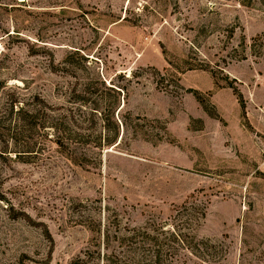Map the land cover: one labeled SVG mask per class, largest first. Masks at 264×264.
I'll use <instances>...</instances> for the list:
<instances>
[{"label":"rangeland","instance_id":"obj_1","mask_svg":"<svg viewBox=\"0 0 264 264\" xmlns=\"http://www.w3.org/2000/svg\"><path fill=\"white\" fill-rule=\"evenodd\" d=\"M172 224L161 264H264V0H0V264Z\"/></svg>","mask_w":264,"mask_h":264},{"label":"trees","instance_id":"obj_2","mask_svg":"<svg viewBox=\"0 0 264 264\" xmlns=\"http://www.w3.org/2000/svg\"><path fill=\"white\" fill-rule=\"evenodd\" d=\"M58 144L59 146H62L61 143ZM170 226H171V232L166 231L160 234L162 236L163 235L165 236L161 239H159L157 235L153 236L150 234H146L144 235L145 238L143 236L142 242L147 247L146 251L148 252V255H150L149 264H161L163 255L166 257L167 251L168 254L170 253V256L174 255V253H178L179 251L193 254L194 251H193V247H191V242H190V240H193V238L188 235V231H186V229L184 228L177 227L176 224H172ZM79 260L80 258L78 259V261ZM179 264H185V263L184 261H181V263Z\"/></svg>","mask_w":264,"mask_h":264}]
</instances>
